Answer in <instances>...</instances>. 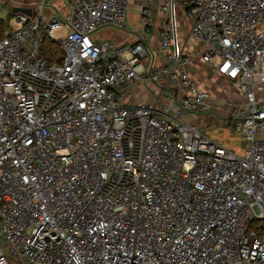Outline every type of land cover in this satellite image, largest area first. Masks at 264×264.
Here are the masks:
<instances>
[{
  "label": "built area",
  "instance_id": "1",
  "mask_svg": "<svg viewBox=\"0 0 264 264\" xmlns=\"http://www.w3.org/2000/svg\"><path fill=\"white\" fill-rule=\"evenodd\" d=\"M132 1L24 0L0 22V264H264V0H142V31ZM194 61L244 96L226 118L245 154L199 125Z\"/></svg>",
  "mask_w": 264,
  "mask_h": 264
},
{
  "label": "rangeland",
  "instance_id": "2",
  "mask_svg": "<svg viewBox=\"0 0 264 264\" xmlns=\"http://www.w3.org/2000/svg\"><path fill=\"white\" fill-rule=\"evenodd\" d=\"M24 0H0V22L5 23L6 25L9 24L10 12H9V5L10 4H20ZM31 1V0H29ZM132 6L129 10L127 21H128V30L130 31H142L143 26L139 22V8L142 4V0H133L131 2ZM183 21V32L187 33L189 30V23L187 20L182 17ZM126 32H122L118 29H111V28H103L98 30L95 34L99 39H113L115 41L124 40L128 37ZM156 51L158 50V45L156 44ZM197 59V58H196ZM203 64V66H207L204 62L201 61H194V66L196 68H201L199 66ZM208 67V66H207ZM203 70V69H202ZM204 72L206 70H203ZM205 80V79H203ZM214 96L216 99V105L220 108L219 113H211L208 115L206 120H202L199 125H201L204 129H206L208 136L220 143L221 145L225 146L228 149L234 150L239 154H245L247 150L246 139L239 133H233L230 129L232 126L235 125V120L232 119V123L228 124V118H226L228 114V106L233 103L239 102L238 98H244L241 94L240 90L237 86L233 83L229 82V80H225L219 86H216L214 90ZM256 95L260 101V104L264 107V82L260 83L256 87ZM238 100V101H237ZM7 251L9 252V248L7 244L5 245Z\"/></svg>",
  "mask_w": 264,
  "mask_h": 264
},
{
  "label": "crops",
  "instance_id": "3",
  "mask_svg": "<svg viewBox=\"0 0 264 264\" xmlns=\"http://www.w3.org/2000/svg\"><path fill=\"white\" fill-rule=\"evenodd\" d=\"M149 37V41L150 44L152 46V50L154 52V55L159 58V56L161 57V51L159 48V40H158V32L157 30L152 31L149 35H147ZM126 40V38L123 40H119L121 42H124ZM156 44L158 45V50L156 51ZM196 45L194 44V46H191L190 51L192 53H196ZM202 66L200 69L196 68L195 66H193L192 68V76L197 80V82L208 88L211 93H212V98H211V106L213 109V113H219L221 110L220 108L216 105V99L214 96V90L216 89V86H219V84H222V82H224L225 80H229L226 77L222 76V75H211L209 72L208 67L203 66V64L199 63V66ZM206 70L205 72L203 70ZM205 79V80H203ZM229 82H231L229 80ZM233 83V82H231ZM239 100H241L242 98H238ZM130 101L132 102H136V103H153L154 102V98H153V94L146 89L143 85H136L135 88L133 89V92L130 96ZM238 101V100H237Z\"/></svg>",
  "mask_w": 264,
  "mask_h": 264
},
{
  "label": "trees",
  "instance_id": "4",
  "mask_svg": "<svg viewBox=\"0 0 264 264\" xmlns=\"http://www.w3.org/2000/svg\"><path fill=\"white\" fill-rule=\"evenodd\" d=\"M3 24H0V35L3 34ZM43 54L49 60H53L56 58L57 55L60 54V50L55 43L51 40H46L45 45L43 47Z\"/></svg>",
  "mask_w": 264,
  "mask_h": 264
},
{
  "label": "water",
  "instance_id": "5",
  "mask_svg": "<svg viewBox=\"0 0 264 264\" xmlns=\"http://www.w3.org/2000/svg\"><path fill=\"white\" fill-rule=\"evenodd\" d=\"M14 10H15V11H23V12H25V13L30 14V10H29L28 8L16 7Z\"/></svg>",
  "mask_w": 264,
  "mask_h": 264
}]
</instances>
